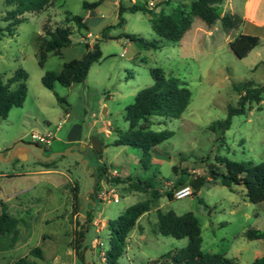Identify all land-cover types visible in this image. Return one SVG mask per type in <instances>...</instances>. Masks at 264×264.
Returning <instances> with one entry per match:
<instances>
[{"label": "rangeland", "instance_id": "rangeland-1", "mask_svg": "<svg viewBox=\"0 0 264 264\" xmlns=\"http://www.w3.org/2000/svg\"><path fill=\"white\" fill-rule=\"evenodd\" d=\"M85 1L97 0H52L42 11L24 13L25 20L10 33L5 30L7 22L0 21V79L6 81L18 69L26 73L22 105L0 118V212L4 209L16 228L15 234H0V264L24 256L37 264H106L107 221L146 199L151 202L150 210L128 234L118 264H149L186 246L187 238L157 232V211L168 210L177 215L193 213L200 224L203 252L225 254L237 264H250L264 255V238L242 236L248 228L264 232V201L249 202L241 186L213 182L207 172L217 166L216 157L264 162V103L252 104L245 114L233 116L223 140L209 128L225 118L228 105H236L235 85L264 81V2L257 9L255 2L250 5V13L261 26L246 23L224 30L219 21L208 27L193 17L182 38L171 43L154 33L151 19L160 14L177 16L188 10L189 1L100 0L90 10L82 7ZM118 3L125 7L142 4L151 11H125L124 22L118 25ZM12 8L0 0V18ZM66 13L81 16L85 28L66 22ZM60 25L70 27V43L61 48L60 55L48 52L40 66L37 37L43 28ZM243 30L258 36L260 43L246 57L238 58L228 43ZM125 34L159 40L161 47L144 48ZM95 42L101 58L91 64L83 82L70 86L55 82L53 90L42 85L45 72H59L64 62L80 58L86 44ZM153 68L185 81L190 100L178 118H152L150 129H168L173 134L151 150L150 167L145 170L139 161L140 150L112 142L117 137L115 130L128 127L125 107L139 90L153 84ZM75 123L81 127V138L68 142L66 134ZM47 131L52 133L50 145L36 146L31 134ZM91 137L101 143V157ZM17 146L28 148L24 160L10 157ZM109 176L152 177L159 196L135 191L128 182H116ZM179 179L191 187L192 180L203 184L196 191L192 187L190 196L170 200L166 192ZM113 194L117 202L112 201ZM82 227L81 245L86 249L81 260L74 247ZM34 247L41 249L42 258L29 254Z\"/></svg>", "mask_w": 264, "mask_h": 264}, {"label": "trees", "instance_id": "trees-1", "mask_svg": "<svg viewBox=\"0 0 264 264\" xmlns=\"http://www.w3.org/2000/svg\"><path fill=\"white\" fill-rule=\"evenodd\" d=\"M6 5L13 6L5 12L4 18L7 22L5 30H11L25 20L26 12H39L48 7L52 0H3ZM189 1L188 10L180 11L177 16L171 14H160L151 19V28L160 38L171 43L178 42L185 31L191 25V19L197 17L208 27L219 21L224 30L237 28L242 19L235 13H222L220 4L222 0H181ZM100 0L94 2H83L82 7L90 10L98 6ZM125 11L143 13L150 12L142 4H133L129 7L118 3V25H122L124 19L122 13ZM74 22L78 28H85L83 18L79 15L66 13V22ZM106 27L105 29L109 28ZM0 30H3L0 26ZM43 34L37 37L39 65L42 66L48 52L56 55L61 54V48L70 43L71 29L68 25L55 26L52 30L43 28ZM125 37L136 42L144 48L158 49L161 47L159 40H145L139 35L125 34ZM260 42L256 35L239 34L229 41V46L238 58L246 57ZM101 50L98 43L91 46L86 44V51L78 59H71L64 62L59 72L47 71L41 77V83L49 90H53L55 82L63 86H70L73 83L83 82L86 78L89 67L93 62L99 61ZM153 84L139 90L131 104L124 109V120L128 123L125 131L115 130L117 137L112 144L115 146H129L140 150L139 161L143 169L150 167L151 150L162 141L170 138L173 134L168 129L154 131L150 129L153 117L178 118L187 107L190 100V90L186 82L174 77L167 76L160 68L150 70ZM26 73L18 69L6 81L0 79V118H6L13 107L21 106L26 96ZM238 94L236 105H228L224 119L217 120L210 125V129L218 134V139L223 140L224 132L229 129L233 116L245 114L251 110L252 104L264 102V81L255 84L247 80L234 86ZM59 102L63 98L57 97ZM160 121H158V124ZM217 166L208 170L210 179L216 180L224 186H241L244 190V197L251 203L264 201V162L253 163L250 161H234L226 157H216ZM224 167V171L221 170ZM106 173V167H101ZM116 182H128L131 189L149 193L152 197H158V191L152 177L147 178H118L110 177ZM193 189L198 190L203 184L202 180L191 181ZM186 185L181 179L175 182L174 188ZM192 189V190H193ZM194 193V192H193ZM166 196L172 200V191H167ZM151 202L143 200L127 206L116 218L107 221L109 233L107 248L103 253L106 264H118L119 258L124 253L126 238L135 227L138 218L150 210ZM90 218L87 222H90ZM157 232L164 236H171L176 239L187 238V244L178 250L168 251L149 264H237L233 258L225 254L203 252L201 249V230L198 219L192 212H185L181 215L173 211H157ZM16 233L15 222L10 219L3 209L0 212V234ZM242 236L246 239L264 238V232L248 228ZM84 240V228L77 231L75 253L79 259H83V251L86 249L81 245ZM30 255L42 258V251L34 247L29 251ZM9 264H37L27 256L19 257ZM250 264H264V255L255 258Z\"/></svg>", "mask_w": 264, "mask_h": 264}, {"label": "crops", "instance_id": "crops-1", "mask_svg": "<svg viewBox=\"0 0 264 264\" xmlns=\"http://www.w3.org/2000/svg\"><path fill=\"white\" fill-rule=\"evenodd\" d=\"M221 2L222 3L220 4V7L222 6L221 7L222 13H225V12L235 13L242 19V23L238 27H240V26L244 27L246 25V23H249L253 26H261L263 24L262 22L257 21L255 15L253 13H250V5H251V2H255L254 7H255V9H257L260 6L261 2H264V0H222ZM224 6H226V8H224ZM239 34L254 35L253 33H250V32L244 31V30L241 31V33H239ZM86 36L89 37V33H87ZM90 46H91V44H90ZM254 50L255 49H252L249 52V54L251 52H253ZM263 103L264 102H261V104H263ZM97 231H99V229ZM257 257H260V256H257Z\"/></svg>", "mask_w": 264, "mask_h": 264}, {"label": "water", "instance_id": "water-1", "mask_svg": "<svg viewBox=\"0 0 264 264\" xmlns=\"http://www.w3.org/2000/svg\"><path fill=\"white\" fill-rule=\"evenodd\" d=\"M81 138V127L79 124H73L69 131L66 134V140L68 142H76L79 141ZM93 149L100 154L101 152V143L95 137H91L89 139ZM28 155V148L25 146H17L15 147L10 157L16 156L19 160H24V157ZM101 157V154L99 155ZM209 168V166H208Z\"/></svg>", "mask_w": 264, "mask_h": 264}, {"label": "built area", "instance_id": "built-area-1", "mask_svg": "<svg viewBox=\"0 0 264 264\" xmlns=\"http://www.w3.org/2000/svg\"><path fill=\"white\" fill-rule=\"evenodd\" d=\"M52 138V133L50 131H47L44 134H39V133H32L31 134V139L33 143L36 144H40L44 147L49 146L50 145V141ZM192 187L188 184L184 185V186H180L178 188H174L172 190V197L174 199H182L184 197L190 196L192 195ZM113 199L112 201L117 202L118 198L116 197V195H112Z\"/></svg>", "mask_w": 264, "mask_h": 264}, {"label": "flooded vegetation", "instance_id": "flooded-vegetation-1", "mask_svg": "<svg viewBox=\"0 0 264 264\" xmlns=\"http://www.w3.org/2000/svg\"><path fill=\"white\" fill-rule=\"evenodd\" d=\"M36 146H40L39 144L34 143Z\"/></svg>", "mask_w": 264, "mask_h": 264}]
</instances>
